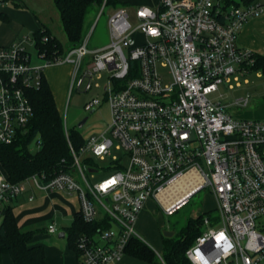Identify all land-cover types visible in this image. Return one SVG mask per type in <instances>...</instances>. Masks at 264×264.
<instances>
[{
  "label": "built area",
  "instance_id": "2783aa9c",
  "mask_svg": "<svg viewBox=\"0 0 264 264\" xmlns=\"http://www.w3.org/2000/svg\"><path fill=\"white\" fill-rule=\"evenodd\" d=\"M263 11L264 4L254 1L158 0L154 8L113 10L107 21L110 42L99 49L89 50L84 40L51 59L37 52L43 64L34 66L31 37L0 46L1 144L14 143L26 130L34 113L28 94L40 87L51 65L71 67L68 98L74 90L89 91L96 74L106 72L104 102L110 111V124L81 135L78 151L68 144L69 171L36 173L15 184L0 175V204L28 186L76 196L82 221L97 223L95 231L77 239V264H114L132 240L140 239L135 228L145 203L162 206L158 195L192 172L200 179L195 189L175 206H162L172 215L200 190L213 195L219 222L203 218L205 230L185 252L190 264H264V224L259 222L264 218V120L236 119L218 100L222 95L216 96L220 85L233 90L249 74L253 53L240 48L237 39L245 23ZM100 104L93 98L84 109L91 113ZM236 105L244 107L247 100ZM112 147L127 158V166L114 158L107 169L85 164L91 178L111 171L90 184L80 157L87 155V163L105 161ZM31 149H39V141ZM47 232L58 230L50 224Z\"/></svg>",
  "mask_w": 264,
  "mask_h": 264
},
{
  "label": "trees",
  "instance_id": "16d2710c",
  "mask_svg": "<svg viewBox=\"0 0 264 264\" xmlns=\"http://www.w3.org/2000/svg\"><path fill=\"white\" fill-rule=\"evenodd\" d=\"M9 0H0L1 4ZM58 11L61 27L66 37L67 48L48 30L39 29L32 34L38 53H44L51 59L68 49L79 47L85 38V20L94 9L110 8L113 10L125 8L120 0H53ZM228 3L248 4L253 0H227ZM46 40V41H45ZM254 62L248 68L249 73H258L264 77V56L253 54ZM33 107V118L26 130L18 135L17 140L5 145L0 143V167L6 173L10 183H18L36 173L54 175L69 171L71 155L68 144L74 150L83 145V138L78 129L64 133L63 120L56 108L52 92L45 77L38 89L28 94ZM39 141V149L32 151L33 143ZM64 161V163H63ZM89 161V160H88ZM207 214L210 211L206 212ZM0 255H8L14 264H46L45 249L42 245H32L35 231H20L12 207L5 205L0 210ZM204 217L189 220L179 232L178 237L164 238L162 236V254L158 256L141 239H134L128 245L125 255L158 264H190L185 252L201 234L200 226ZM97 223L87 224L76 213L70 227L64 230L69 249L77 259L76 243L81 234L95 231Z\"/></svg>",
  "mask_w": 264,
  "mask_h": 264
},
{
  "label": "rangeland",
  "instance_id": "374dc122",
  "mask_svg": "<svg viewBox=\"0 0 264 264\" xmlns=\"http://www.w3.org/2000/svg\"><path fill=\"white\" fill-rule=\"evenodd\" d=\"M29 9L37 10L39 7L44 8L46 12L51 16L55 17V21L51 24V29L55 37L67 48L66 37L63 33L61 23L58 19V11L55 8L53 0H19ZM10 5L11 2H8ZM113 12V9L110 8H99L92 10L86 17L85 20V38L88 40L87 48L89 50L99 49L109 44L110 35L108 28V18ZM131 13V9H129ZM138 42H142L143 39L141 35H136ZM28 50L31 54V65H42L43 61L38 57L35 46H28ZM158 72L168 80L167 71L158 67ZM45 79L47 84L52 91L54 102L56 108L60 115L65 117V124L67 130L78 129V124L82 120L87 118L86 123L80 129V134L83 137L89 136L90 134L99 133L103 131L108 124H110V111L106 102H104V87L109 84V75L106 72L96 74L94 77L91 88L89 91L80 92L74 90L71 97L68 98V91L71 82V67L69 65H51L44 72ZM243 79L247 80V84L243 83ZM241 86L235 87L233 90H229L226 85H220L219 92L216 94L217 97L221 94L222 97L218 100L225 106L226 111L236 119H245V120H264L263 117L259 115L264 114V77L258 73H249L244 78L240 79ZM233 86L234 83L232 82ZM85 86V84H84ZM98 99L101 104L95 108L94 112H87L84 109L86 103L91 99ZM247 100L246 106L236 105V102H241ZM35 152V149L32 150ZM87 155L80 157L81 166L83 169V174L86 177L87 181L90 184L96 183L103 179L104 177L111 174V171H105L101 174H95L91 178V173L88 171L89 167H85V164L88 166L96 167L99 169L109 168V163L112 158L118 161L119 165L124 167L127 166L128 160L122 155L120 151H117L115 147H112L110 150V155L106 158L105 161H101L98 158L91 159L87 163ZM0 175L6 177V173L0 167ZM79 185L85 187V184L81 177L76 178ZM156 202L155 200H153ZM155 204H158L157 202ZM215 200L209 189H203L199 192H196L192 195L189 200L182 205L178 210H176L172 215H167L164 213L163 207L158 204L156 209L151 212L154 220L161 223V231L174 232L175 238L178 237L179 232L183 227L188 223L189 220L196 219L199 216L209 217L212 222L217 220L218 213L214 209ZM101 211V210H100ZM210 211V213H206ZM72 216L69 215L66 218H61L56 216L54 224L58 230L52 236H49L48 239H43L41 242L43 245H49L50 243L56 245L57 247H64L66 244V237L59 239L58 234L62 232L64 227H68L71 224ZM261 224H264V218L259 219ZM137 234L141 240H144L146 243L151 245L150 240H148L142 233H140L137 228H135ZM200 230L204 231L205 228ZM161 232V235H162Z\"/></svg>",
  "mask_w": 264,
  "mask_h": 264
},
{
  "label": "crops",
  "instance_id": "0c3cea01",
  "mask_svg": "<svg viewBox=\"0 0 264 264\" xmlns=\"http://www.w3.org/2000/svg\"><path fill=\"white\" fill-rule=\"evenodd\" d=\"M120 1L125 3V8L128 11L129 9L133 11L136 6L140 5L154 8L158 3V0ZM253 1L261 5L264 4V0ZM9 2L12 5L9 3H0V46L10 45L25 36L32 37V34L39 29H46L51 35L55 36L51 29V24L55 21V17H51L44 8L39 7L37 10L29 9L19 0H9ZM58 19L60 21L59 14ZM237 44L240 48L248 50L253 54L264 56V11L259 16L245 23L238 35ZM259 116L264 118V114ZM155 203L153 200H148L145 203L143 210L139 214L136 228L150 240L151 245L144 240L142 241L160 256L163 247L161 235L162 226L161 223L154 220L151 214L156 209V206L158 207V204ZM6 205L12 207V212L20 231L36 232L32 240V245H42L44 247L46 264H77L76 256L69 249L67 241L64 247H57L52 243L43 245L41 242L43 239H48L49 236L54 235L47 232V227L50 224H54L56 216L66 218L71 215L72 224L74 215L79 211V201L76 196H69L62 192L42 193L32 186H28L22 194L12 199ZM4 206L0 204V210ZM1 222L2 217L0 215V224ZM68 227H64L60 233H64V230ZM64 237L65 233L62 238ZM0 264L14 263L8 255L3 254L0 255ZM114 264L158 263H150L126 254L119 262Z\"/></svg>",
  "mask_w": 264,
  "mask_h": 264
},
{
  "label": "bare ground",
  "instance_id": "6f19581e",
  "mask_svg": "<svg viewBox=\"0 0 264 264\" xmlns=\"http://www.w3.org/2000/svg\"><path fill=\"white\" fill-rule=\"evenodd\" d=\"M200 182V179L194 175V173H188L177 182H175L170 188L166 189L164 192L158 195V199L162 206L165 208H171L175 206L179 201L185 198L190 192H192L196 185ZM178 187L169 193L170 197H165V193L173 190L174 187Z\"/></svg>",
  "mask_w": 264,
  "mask_h": 264
},
{
  "label": "water",
  "instance_id": "95a60500",
  "mask_svg": "<svg viewBox=\"0 0 264 264\" xmlns=\"http://www.w3.org/2000/svg\"><path fill=\"white\" fill-rule=\"evenodd\" d=\"M86 121H87V118L84 119V120H82V122H80V123L78 124V129H80L82 126H84V124L86 123ZM63 236H64V233H60V234L58 235L59 238H62ZM162 236H163L164 238H172V237L174 236V232L163 231V232H162Z\"/></svg>",
  "mask_w": 264,
  "mask_h": 264
}]
</instances>
